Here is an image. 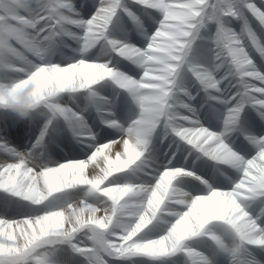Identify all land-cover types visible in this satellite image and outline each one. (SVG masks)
Returning a JSON list of instances; mask_svg holds the SVG:
<instances>
[{
  "label": "snow or ice",
  "instance_id": "snow-or-ice-1",
  "mask_svg": "<svg viewBox=\"0 0 264 264\" xmlns=\"http://www.w3.org/2000/svg\"><path fill=\"white\" fill-rule=\"evenodd\" d=\"M0 264H264V0H0Z\"/></svg>",
  "mask_w": 264,
  "mask_h": 264
},
{
  "label": "clouds",
  "instance_id": "clouds-1",
  "mask_svg": "<svg viewBox=\"0 0 264 264\" xmlns=\"http://www.w3.org/2000/svg\"><path fill=\"white\" fill-rule=\"evenodd\" d=\"M32 92L33 89L30 86L24 87L6 99V108L13 112L21 121L29 120L32 115L34 108Z\"/></svg>",
  "mask_w": 264,
  "mask_h": 264
},
{
  "label": "bare ground",
  "instance_id": "bare-ground-1",
  "mask_svg": "<svg viewBox=\"0 0 264 264\" xmlns=\"http://www.w3.org/2000/svg\"><path fill=\"white\" fill-rule=\"evenodd\" d=\"M27 127H28V123L25 120L24 121L19 120L18 131L20 132V134H22V135L25 134Z\"/></svg>",
  "mask_w": 264,
  "mask_h": 264
}]
</instances>
